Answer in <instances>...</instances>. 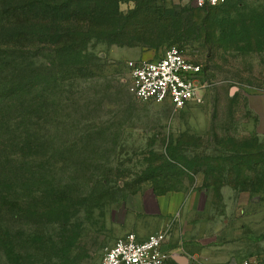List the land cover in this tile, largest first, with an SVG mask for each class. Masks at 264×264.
<instances>
[{"label":"rangeland","instance_id":"374dc122","mask_svg":"<svg viewBox=\"0 0 264 264\" xmlns=\"http://www.w3.org/2000/svg\"><path fill=\"white\" fill-rule=\"evenodd\" d=\"M156 6L163 31L147 26L156 47L92 39L71 75L52 51L13 47L0 19V196L26 203L0 216L11 231L0 264H101L147 199L205 187L219 199L229 185L207 186L203 173L170 156L226 157L220 142L257 138L247 100L264 92V0ZM136 8L124 1L120 13ZM174 45L203 66V100L178 109L136 98L134 69Z\"/></svg>","mask_w":264,"mask_h":264},{"label":"trees","instance_id":"16d2710c","mask_svg":"<svg viewBox=\"0 0 264 264\" xmlns=\"http://www.w3.org/2000/svg\"><path fill=\"white\" fill-rule=\"evenodd\" d=\"M2 1L4 8L0 19L11 27L4 26L1 35L6 37L7 31L13 47L39 48V52L52 51L55 57L63 59L68 75L83 63L82 51L92 39L116 38L114 43L129 46L138 45L129 41L136 39L138 43L156 47L154 42H150L153 30L147 26L151 24L160 32L164 28L157 13L156 0H133L137 8L127 16L120 13V4L131 0ZM220 143L228 152L226 157L211 155L191 161L177 151L170 157H175L182 166L194 173L195 168L197 173H203L207 186L228 183L233 187H249L256 192L264 190V143H259L258 138L250 144H240L235 140L230 145ZM57 197L61 198V195ZM14 208L22 213L26 203L3 193L0 196V216L9 214ZM0 231V245L5 244L8 249L11 231L9 228H0Z\"/></svg>","mask_w":264,"mask_h":264},{"label":"crops","instance_id":"0c3cea01","mask_svg":"<svg viewBox=\"0 0 264 264\" xmlns=\"http://www.w3.org/2000/svg\"><path fill=\"white\" fill-rule=\"evenodd\" d=\"M248 126L264 141V92L248 95ZM214 189L180 190L147 199L134 218H125L120 232L140 238L167 230V248L175 264H239L264 261V190L224 185Z\"/></svg>","mask_w":264,"mask_h":264},{"label":"built area","instance_id":"2783aa9c","mask_svg":"<svg viewBox=\"0 0 264 264\" xmlns=\"http://www.w3.org/2000/svg\"><path fill=\"white\" fill-rule=\"evenodd\" d=\"M228 1L196 0V5L205 8ZM203 75V66L174 45L161 58L143 61L134 69L133 90L139 100L162 102L169 99L176 108L182 109L203 100L207 86L201 82ZM168 240L167 230L151 233L146 238L127 232L106 249L101 264H167L173 258V252L167 248ZM239 264H264V261L243 259Z\"/></svg>","mask_w":264,"mask_h":264},{"label":"water","instance_id":"95a60500","mask_svg":"<svg viewBox=\"0 0 264 264\" xmlns=\"http://www.w3.org/2000/svg\"><path fill=\"white\" fill-rule=\"evenodd\" d=\"M181 260H183L182 262H183V264H186L185 262H186V258L185 257H181Z\"/></svg>","mask_w":264,"mask_h":264}]
</instances>
